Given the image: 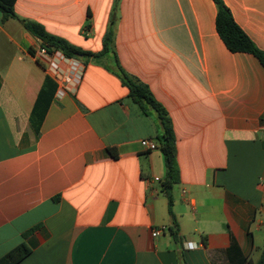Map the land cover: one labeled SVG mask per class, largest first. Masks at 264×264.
<instances>
[{
	"label": "crops",
	"instance_id": "1",
	"mask_svg": "<svg viewBox=\"0 0 264 264\" xmlns=\"http://www.w3.org/2000/svg\"><path fill=\"white\" fill-rule=\"evenodd\" d=\"M221 1L264 51V0ZM15 12L92 54L80 57L77 92L57 99L31 52L39 40L0 11V258L26 243L30 252L17 264L257 262L264 66L226 46L216 1L16 0ZM118 65L171 118L181 171L172 213L162 190L161 120L132 100ZM233 240L241 255H229Z\"/></svg>",
	"mask_w": 264,
	"mask_h": 264
},
{
	"label": "trees",
	"instance_id": "2",
	"mask_svg": "<svg viewBox=\"0 0 264 264\" xmlns=\"http://www.w3.org/2000/svg\"><path fill=\"white\" fill-rule=\"evenodd\" d=\"M218 5V13L216 19L217 31L229 50L233 52H248L255 55L264 66V51L261 50L253 42V40L240 28L234 20L230 9L221 1L215 0ZM16 0H0V11L3 13V20L15 18L19 20L23 26L36 37L40 44L50 51L60 50L68 57L88 56L92 53L84 51L78 46L73 45L63 37L57 36L47 31L41 23L32 20H25L19 18L15 12ZM112 30L109 29L104 38V52L111 48ZM33 53V50L31 49ZM117 73L121 78L123 84L129 88L130 97L137 103L144 112H146V105H150L157 111L163 132L157 137L160 149L164 154L165 163L167 167L166 176L162 181V190L168 199L169 211L172 213L173 195L172 190L175 184L180 181L181 171L177 161V147H176V134L166 109L157 101L149 86L139 82L127 73L120 65L117 66ZM52 83V89L57 88L56 83L49 77V83ZM50 83V84H51ZM51 92V91H50ZM46 93V88L42 89L39 94V99ZM38 103V102H37ZM109 153L117 157L118 154L113 149H108ZM169 231L175 239L178 238V227L173 217V223L169 225ZM30 248L26 243L18 245L15 249L7 255L0 258V264H17L22 258L29 254ZM228 253L232 256L235 253L241 255L237 243L233 240L232 246L229 248ZM231 264H237L234 260ZM239 264H264V244L260 258L257 262L246 261L245 257L240 256Z\"/></svg>",
	"mask_w": 264,
	"mask_h": 264
},
{
	"label": "built area",
	"instance_id": "3",
	"mask_svg": "<svg viewBox=\"0 0 264 264\" xmlns=\"http://www.w3.org/2000/svg\"><path fill=\"white\" fill-rule=\"evenodd\" d=\"M32 50L33 56L45 65L57 85L55 98L61 99L66 94L77 92L86 69L85 62L80 57H68L60 50L50 51L41 44L36 50ZM141 143L150 150L157 148V144L148 139H143ZM165 229V226L154 229L153 237H158Z\"/></svg>",
	"mask_w": 264,
	"mask_h": 264
},
{
	"label": "water",
	"instance_id": "4",
	"mask_svg": "<svg viewBox=\"0 0 264 264\" xmlns=\"http://www.w3.org/2000/svg\"><path fill=\"white\" fill-rule=\"evenodd\" d=\"M81 57V56H80ZM82 58H85V57H82Z\"/></svg>",
	"mask_w": 264,
	"mask_h": 264
}]
</instances>
